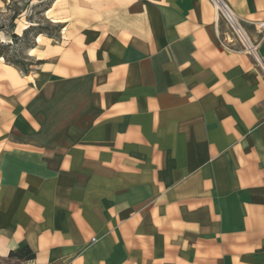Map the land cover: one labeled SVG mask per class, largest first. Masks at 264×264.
<instances>
[{"label": "crops", "instance_id": "0c3cea01", "mask_svg": "<svg viewBox=\"0 0 264 264\" xmlns=\"http://www.w3.org/2000/svg\"><path fill=\"white\" fill-rule=\"evenodd\" d=\"M223 1L264 62V0ZM44 16L27 75L0 59V261L264 264V77L214 8Z\"/></svg>", "mask_w": 264, "mask_h": 264}, {"label": "trees", "instance_id": "16d2710c", "mask_svg": "<svg viewBox=\"0 0 264 264\" xmlns=\"http://www.w3.org/2000/svg\"><path fill=\"white\" fill-rule=\"evenodd\" d=\"M38 3L34 7H43L41 14H43L51 7L54 0H37ZM15 5L14 0H10L7 9L10 10V5ZM20 12L18 10H13L11 16L9 17V23L13 24L15 20L19 17ZM33 23V22H30ZM62 26L60 24H52L46 18L42 17L39 23H33L27 28H25L21 35L16 33H11L10 38L12 40L11 45L18 46L23 45V50H29L34 47L35 40L38 36L43 35L52 39H59ZM10 44L0 43V59L24 75L30 72L33 62L27 56H22L20 51L13 49L12 55L8 57L6 50L10 49ZM35 258V254L28 248V246H22L16 251H10L7 255V261H31Z\"/></svg>", "mask_w": 264, "mask_h": 264}, {"label": "rangeland", "instance_id": "374dc122", "mask_svg": "<svg viewBox=\"0 0 264 264\" xmlns=\"http://www.w3.org/2000/svg\"><path fill=\"white\" fill-rule=\"evenodd\" d=\"M14 1H15V5L11 4L10 10H8L7 7L0 9V43L11 45L12 43V40L10 38L11 33H16L18 35H21L22 31L25 28H27L33 23H39L42 17L46 18L44 14L43 16L41 14L43 7H38V6L34 7V5L38 3L37 0H14ZM63 8L64 6L62 5V3L56 5L50 14V18L59 19ZM13 10H18L20 12V15L13 24H10L9 17L11 16ZM73 27L74 25H71L72 29ZM57 41L60 42V37L59 39H57ZM22 48H23L22 44H19L18 46L11 45L10 49L6 50L5 52L7 53L8 57H10L12 55L13 49H17L20 51V54L22 56L28 57L27 55L28 51L27 50L21 51ZM29 59L32 61L33 58H29ZM32 70L34 69L32 68ZM0 264H15V263L13 261L4 260V261H0Z\"/></svg>", "mask_w": 264, "mask_h": 264}, {"label": "built area", "instance_id": "2783aa9c", "mask_svg": "<svg viewBox=\"0 0 264 264\" xmlns=\"http://www.w3.org/2000/svg\"><path fill=\"white\" fill-rule=\"evenodd\" d=\"M215 10L216 14L221 17L230 28L234 37L237 39L245 52L252 59L254 65L264 77V62L257 53V45L252 43L245 32L242 30L233 12L223 0H206ZM94 241V239H92Z\"/></svg>", "mask_w": 264, "mask_h": 264}, {"label": "bare ground", "instance_id": "6f19581e", "mask_svg": "<svg viewBox=\"0 0 264 264\" xmlns=\"http://www.w3.org/2000/svg\"><path fill=\"white\" fill-rule=\"evenodd\" d=\"M38 38H40V36H38ZM30 53H31V55H32V53H34V52H33V51H31Z\"/></svg>", "mask_w": 264, "mask_h": 264}]
</instances>
